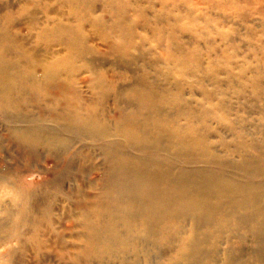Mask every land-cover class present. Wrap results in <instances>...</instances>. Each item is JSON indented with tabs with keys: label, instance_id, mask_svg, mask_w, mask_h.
I'll return each instance as SVG.
<instances>
[{
	"label": "bare ground",
	"instance_id": "1",
	"mask_svg": "<svg viewBox=\"0 0 264 264\" xmlns=\"http://www.w3.org/2000/svg\"><path fill=\"white\" fill-rule=\"evenodd\" d=\"M21 1L22 17L18 12L0 17L2 121L17 140L38 150L70 149L88 141L95 146L97 158L105 157L108 172L116 178L99 187V181H87L84 188L96 194L83 192L65 206V219L74 221L76 228L68 236L67 246L74 250L72 257L67 256L71 264L104 260L108 264H264V147L257 144L264 139L250 137L248 127L256 135L263 132L257 123L245 127L226 118L229 110L236 111L237 103L242 110L247 108V114L264 116V69L248 66V72H243L241 64L235 68L241 84L227 69L220 80L203 70L204 62H217L210 57L203 62L197 52H187L191 36L173 42L177 30L166 37L175 56L169 62L145 48L147 26L134 37L128 21L109 24L100 17L93 19L91 10L84 25L73 26L66 0H29L32 9L25 5L28 0ZM43 2L61 4L68 11L50 8L46 13L44 8L37 19L38 3ZM203 2L218 10L233 8L238 18L251 23L244 33L248 43L255 51L264 48V21L253 19L264 17V0ZM20 19L39 30L31 35L34 45L16 32L25 21ZM45 36L52 38L49 44L44 43ZM94 36L105 47L102 53ZM222 38L227 43L234 40L225 32ZM149 53L160 63L145 62ZM110 56L113 60H108ZM168 69L179 71L182 86L188 85L186 93L170 80ZM119 71L142 74L138 72L131 87L119 83L113 92L104 83ZM83 74L88 77L82 85ZM55 82L63 85L57 100L51 97L56 95ZM228 86L234 88L232 93ZM195 91L202 101L194 99ZM246 97L251 98L250 106L245 104ZM112 109L119 111L117 119L112 118ZM214 122L232 133L229 139L211 135L217 130ZM86 151L82 146L74 154ZM0 186L13 192L10 202L0 203L4 214L0 243L15 241L14 255L46 247L50 239L45 235L55 223L54 202L41 198L43 192L29 191L22 184L15 187L9 176L0 175ZM150 252L157 255L151 257Z\"/></svg>",
	"mask_w": 264,
	"mask_h": 264
},
{
	"label": "rangeland",
	"instance_id": "2",
	"mask_svg": "<svg viewBox=\"0 0 264 264\" xmlns=\"http://www.w3.org/2000/svg\"><path fill=\"white\" fill-rule=\"evenodd\" d=\"M99 1L66 0L65 5H69L67 6L69 7V11L66 7L61 6V4L58 5V3H38V13L36 14V16L38 17L37 19H41V12L44 11V8H47L46 13L50 8H52L57 9L58 11H60V13H66L68 11V17L72 19V21L74 20V22H71L73 26L75 24L84 25L87 19V15H89L88 11L91 10V12L95 11L94 13H92L93 16L91 15L93 19L100 17V19H102L103 21H107V23L109 24H114L117 20H123L125 22L128 21L129 26L133 27L135 30L134 37L136 35L138 37V35L141 34L140 30L142 28L146 29L145 27L147 26V30H149V33L146 34L148 44H144L145 48H149L148 50L152 49L156 51V53H159L158 55L162 59L166 61L170 60L169 62H172L171 59L175 58V56H171L172 53L170 52L172 51L170 50V48H168L169 45L167 43L166 37L168 36L169 31L177 30L174 33L172 39L173 42L175 39H179V37L181 42H183L186 36H191L193 39L190 42V45H186V47H188L187 52H197L200 56L198 58L202 59L203 62L204 60L208 61L207 59H209L210 57L213 61L219 64L218 65L217 63H215L213 65H207L204 62V71H208L212 73L213 76H217L220 80H224L225 76L221 73H223V71H226V69L228 71L230 70L228 74L233 78V80L237 84H241L242 78L239 75V70L235 68L239 67L241 64H243L241 65L243 72H248L246 69V67L250 68L248 66H251L253 68L258 66L264 69V48H259L258 51H255L254 45H250V42L248 43V41L244 37L247 24H250L248 26H251V23L248 21V23L246 21L244 22L240 18H238L236 16L238 14H235L232 11L233 8L231 7L228 10H225L223 8L218 10V8H215L214 6L211 7L210 5H206L203 0H200V3L199 0H104V2H102L103 0ZM212 1L221 4L220 0ZM221 1L223 2V0ZM20 2L22 1L0 0V17L2 18V15L8 12L10 13V16H13L12 14H16V12H18V14L22 17V14L24 15V11L20 10V5L23 2ZM70 3L76 7H73ZM25 5L26 7H28V9H32L33 7L32 2H30L29 0ZM208 13H210L207 16L209 19L206 17V14ZM197 15L200 16L198 17ZM222 15L226 16L223 17ZM200 17H204L206 19L202 20ZM213 18H215V20ZM217 18L219 20H217ZM253 19L256 23H262L264 21V17H260L257 15L254 16ZM20 20L24 21L25 19ZM24 22H22L23 25L20 24L17 27L18 30H16V32H21L22 35H25L27 38L29 37V43L34 45V42L33 40L31 41V39L32 36L39 30L35 31V26H33V30L30 24L29 26L28 24H26L27 21L25 23ZM18 23L21 22L18 21ZM210 26H212L213 29H210ZM31 28L34 32L31 30ZM184 28H189L190 30H186ZM196 30L198 32L204 33L208 38H205L204 36L202 37L201 35H195ZM221 32L227 33L234 40L229 43H227L228 41L225 40V42L222 38ZM151 34L157 35L156 37H154L153 35L151 36ZM45 37L47 38H44V43L49 44V42L52 41V38L50 36ZM77 38L80 37H76L75 39ZM94 38L95 44L98 45V52L102 53L103 51H105V47L101 46L99 38L97 36H94ZM249 38L250 40H252L250 36ZM80 42L79 44H77V46L81 45ZM40 46L43 47L44 45ZM57 48L59 49V47ZM229 54H232L231 58ZM147 58L145 57V62H147L146 60H148L152 61L153 63H160V61L156 62L150 53L147 54ZM108 60H113V57L110 56ZM119 72V75L117 77H114L111 82H108L107 80V82L104 83L105 85L110 86L113 92L116 91V88L114 87L117 86L119 83H121L125 87H128L130 83L134 84L137 77L142 74V72L139 71H137L136 73H129L127 71ZM138 72L140 74H138ZM168 72L171 75L170 80L176 83L175 85L178 89L181 86L180 90L183 91V93H186L188 85L184 83L185 86H182V82L180 81L181 77L178 76L179 71H173L172 69H168ZM152 75H154V73ZM104 76L108 78L105 74ZM250 76H252L253 78L252 74L247 75V77ZM87 77L88 75L86 74L81 75L79 82L83 85L84 82H87ZM119 77L122 79H119ZM156 77L158 78L157 74ZM193 83H195V81ZM133 84H130V87ZM158 85H160V82L158 83ZM54 86H57L56 95H53L51 97L57 100V95L59 96V92L62 89L63 85L62 83L60 84L55 82ZM206 86L208 89L212 88L208 85ZM227 89L229 93H232V89L234 88L228 86ZM247 90L250 91L249 88H247ZM195 92L196 93L194 99L196 101H202V98L198 96V91ZM68 98L72 100L73 96L69 94ZM216 98L223 99L224 97L222 98L220 96H216ZM223 100H225V98ZM250 100L251 98L246 97L245 104L250 106ZM34 102H32V104L36 105ZM236 102H241V100ZM261 104L262 101L260 102L258 100L257 107H261ZM236 105V111L229 110L227 112V115L224 113V115H226L227 121L235 119L237 120L238 124L241 123L245 127H248L247 123H257L259 125V129H262V135H256L255 132L248 127L249 135L250 137L255 136L259 138L262 137L264 139V116L257 115L256 113L247 114V108L243 107L244 109L242 110V106L239 103H237ZM118 112V110L112 109L111 116L113 119H117L119 117ZM1 115L2 113H0V175L9 176L15 183V187H19L20 184H22V186H24L29 191L37 190L43 192L45 195L40 194L41 198L48 200L49 202H54V205H51V209H53L51 213L55 223L52 224V226L50 227V232L48 234L45 233V230V237L47 239H50V242H45L46 247H43L41 249H29L26 252L14 255L15 249L18 248L16 242H1L0 264H71L72 260L70 257L73 256L72 253L74 250L67 246V244H69L71 241L68 236L76 228L74 221L70 219H65V206L67 204L71 205L73 203L72 200L70 201L69 199H72L75 196L79 197L83 194V192L90 195L96 194L95 190L84 188L86 187L85 185L89 180L99 181L97 187L106 184L107 182L116 181V178L111 175L110 170L109 172L107 170L109 167V163L105 160V157L103 156L97 158V150H94L95 146H93L88 141L79 142L74 148H61L49 151L38 150L36 148L27 146L17 140L13 135L10 134V132H8V127L2 121ZM213 124L217 127V130L216 133L214 131L211 135L216 136L218 134L219 136H222V138L225 137L226 139H229L232 133L228 131L227 128L223 126H217L215 122ZM245 137L247 141L250 140L247 135V132L245 134ZM257 144H260L262 147H264V140L258 141ZM82 146L87 147L88 152L86 151L84 153H81L83 152L81 151L79 154L75 155L74 152ZM216 147L220 151L226 152V149H224L223 146L217 145ZM83 150L85 151L87 149L83 148ZM96 166L97 168H99L100 166V169H104L105 172L96 169ZM77 180L79 183L77 182ZM9 190V188H4L0 186V203L1 201L4 203L11 201L10 197H12L13 192ZM84 203L85 201L83 202V204ZM3 216L4 214L0 212V219L3 218ZM257 247L258 246H256V249ZM149 254L152 257L155 256L156 253L154 254L150 252ZM67 256L70 257L67 258ZM96 264H108V262L107 260H104L103 262H97Z\"/></svg>",
	"mask_w": 264,
	"mask_h": 264
}]
</instances>
